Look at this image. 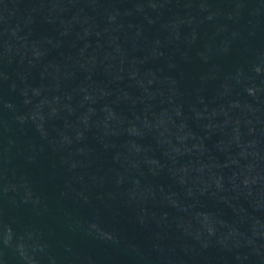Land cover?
<instances>
[{
	"label": "water",
	"instance_id": "water-1",
	"mask_svg": "<svg viewBox=\"0 0 264 264\" xmlns=\"http://www.w3.org/2000/svg\"><path fill=\"white\" fill-rule=\"evenodd\" d=\"M0 264H264V0H0Z\"/></svg>",
	"mask_w": 264,
	"mask_h": 264
}]
</instances>
